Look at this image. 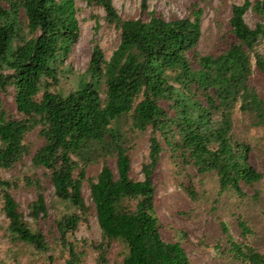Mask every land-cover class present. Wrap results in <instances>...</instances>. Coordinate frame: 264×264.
Returning <instances> with one entry per match:
<instances>
[{
	"label": "trees",
	"instance_id": "trees-1",
	"mask_svg": "<svg viewBox=\"0 0 264 264\" xmlns=\"http://www.w3.org/2000/svg\"><path fill=\"white\" fill-rule=\"evenodd\" d=\"M84 1L103 10L119 44L109 58L95 44L86 70L75 74L67 61L81 34L77 0H0V169L30 158L46 179L25 177L36 197L24 209L12 194L19 183L0 176L10 252L31 250L34 264H85L91 244L75 233L95 213L97 264H198L185 230L171 227L165 239L155 175L166 157L188 178L181 186L192 201L201 199L194 176L215 183L218 198L244 199L250 189L247 199L260 204L264 174L236 130L241 123L264 129V0L234 5L229 29L208 54L199 50L200 3L208 0H192L188 17L170 21L150 11L148 0L139 18H124L112 0ZM249 12L259 18L254 28ZM33 132L36 149L26 141ZM147 133L140 178L132 162ZM249 219L238 217L235 235L219 221L222 238L213 247L226 263L264 264V248L252 243L256 218Z\"/></svg>",
	"mask_w": 264,
	"mask_h": 264
},
{
	"label": "rangeland",
	"instance_id": "rangeland-1",
	"mask_svg": "<svg viewBox=\"0 0 264 264\" xmlns=\"http://www.w3.org/2000/svg\"><path fill=\"white\" fill-rule=\"evenodd\" d=\"M118 12L124 18H139L142 17V1L143 0H112ZM244 0H208L206 3H200V7L204 8L202 30L203 38L199 44V50L203 54H208L216 50L217 43L222 34L226 33L230 27L229 20L231 18L232 7L240 5ZM80 20V40L74 47L70 59L67 61L74 70L75 74L82 73L86 70L91 56L92 49L95 44H99L109 58L113 51L116 50L119 44V34L113 28H108L105 22L101 19L104 16L103 10L90 8L84 0H77ZM149 10L156 11L161 14L167 21L172 19H182L188 17L192 0H148ZM95 17H100L97 24ZM247 23L254 28L259 22V18L249 12L246 16ZM97 25L100 27L98 29ZM75 84V76H71L68 80ZM67 81V82H68ZM258 86L263 92L262 85ZM5 102L11 111L15 112L13 105V97L8 96ZM239 117H241L239 115ZM241 123V119L238 118ZM243 123L237 126V136L239 139L247 140L253 146L251 153V161L254 167L264 174V129H250L246 131ZM150 134L147 133L140 138L141 143L135 152L132 162L133 171L136 176L142 178L141 164L147 157V149L149 146ZM27 143L33 145L36 149L41 142L35 132L31 133L27 139ZM93 173V172H92ZM0 176L5 180L19 183V187L12 191L13 196L24 209L29 202L35 200V192L33 189H28L25 183V177H38L42 180L43 185L46 183L43 169H33L31 159H26L23 163H19L8 171H1ZM157 184V195L160 204L159 216L167 224L165 239L172 236L171 231L183 229L188 234V250L191 258L198 264H227L214 249L219 238H222L219 221L222 220L229 226L230 232L235 235L237 229V220L241 216L245 221L249 218H256L254 225L255 235L252 237V243L255 246L260 245L264 248V239L261 242L257 239V234L264 229V180L260 186L263 194L260 198V204H253L248 195L253 192L250 189L246 190L247 197L239 199L236 196L229 194L217 197V185L211 180H205L203 184L200 178L193 176V182L201 199L192 201L185 194L181 186L182 183H187L188 178L185 174H178V167L168 158H163L155 175ZM263 189V190H262ZM85 200L88 204L91 203L89 189L85 186L83 190ZM49 200L53 196V188L46 193ZM183 212L184 214H181ZM54 214V210L50 212ZM28 220V219H27ZM29 221L31 219L29 218ZM5 225L4 216L0 214V264H34L33 256L21 252L18 248H14L10 252L9 241L4 235L3 226ZM174 228L173 230L170 228ZM75 238L79 242L87 240L91 244V249H88V256L85 264H97V253L95 245L101 240L100 230L96 221V214L91 217L90 227L80 226L75 233ZM205 240L203 246L196 245L197 242ZM117 248H115L116 251ZM10 252V253H9ZM55 264H64L63 259ZM230 264V263H228Z\"/></svg>",
	"mask_w": 264,
	"mask_h": 264
}]
</instances>
